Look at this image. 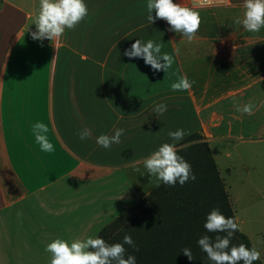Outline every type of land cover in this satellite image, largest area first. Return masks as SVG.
I'll return each mask as SVG.
<instances>
[{"label":"crops","instance_id":"obj_1","mask_svg":"<svg viewBox=\"0 0 264 264\" xmlns=\"http://www.w3.org/2000/svg\"><path fill=\"white\" fill-rule=\"evenodd\" d=\"M147 2L85 0L88 17L65 31L57 52L32 39L39 0H0V264H50L54 239L97 237L156 187L143 160L164 143L178 149L200 135L213 152L264 141V28L235 23L243 0H173L202 17L192 42L165 20L151 24ZM138 39L173 56L167 73L124 55ZM176 72L195 82L189 91L171 90ZM249 102L253 115L236 111ZM157 104L167 106L163 115ZM37 121L48 125L54 152L36 143ZM118 128L120 143L97 144ZM84 129L91 135L81 140ZM178 129L186 135L174 141L168 133Z\"/></svg>","mask_w":264,"mask_h":264},{"label":"clouds","instance_id":"obj_2","mask_svg":"<svg viewBox=\"0 0 264 264\" xmlns=\"http://www.w3.org/2000/svg\"><path fill=\"white\" fill-rule=\"evenodd\" d=\"M242 7L244 9L243 18H237L236 24L242 25L248 32H259L264 28V0H243ZM147 11L149 13L147 19L151 24L159 19L165 20L170 25L169 31L183 34L188 42L195 39L202 24V17L198 11L184 4L174 3L173 0H148ZM88 14L85 0H39V11L33 23L36 31L31 33L32 39L41 42L48 39L58 52L65 31L75 30L88 17ZM162 47V44H157L153 40L144 43L138 39L124 52V55L129 58H142L145 64L150 65L155 72L163 70L167 73L174 63V58L168 53L161 54ZM173 74L177 75L178 79L171 84L172 91H189L195 83L190 81L187 75H180L178 72ZM260 107H264V103H261ZM255 108L256 105L249 102L243 107L237 105L236 111L253 115ZM154 111L158 116L163 115L167 111V106L157 104ZM48 132V125L42 121H37L32 125V135L40 146V150L52 153L55 147L48 138ZM123 133L124 129L118 128L115 129L114 135L102 134L96 142L103 148H110L113 143L121 142L120 138ZM90 135L89 129H84L79 133L81 140ZM168 135L172 140L179 141L186 133L183 129H178L170 131ZM143 166L151 177H155L157 188L161 186L159 182L174 187L177 182L183 186L189 180H196L191 164L178 154L174 143H164L143 160ZM135 170L140 171L139 168ZM17 215L22 216L23 213L18 212ZM204 227L208 232L226 233L224 236L217 235L215 241L207 235L198 240V245L207 254L212 264H241V262L254 264L260 259L261 254L255 246L248 248L243 243L239 246L231 245L233 235L239 226L234 218L226 217L219 209H213L208 214ZM125 245L135 247L131 235L126 234L122 243L113 244L107 243L102 237L77 238L71 242L56 238L47 244L45 250L51 254L50 264H137L134 255H128L125 258ZM181 252L190 261L194 260L190 248L185 247Z\"/></svg>","mask_w":264,"mask_h":264},{"label":"trees","instance_id":"obj_3","mask_svg":"<svg viewBox=\"0 0 264 264\" xmlns=\"http://www.w3.org/2000/svg\"><path fill=\"white\" fill-rule=\"evenodd\" d=\"M200 139V135H193L177 149L191 164L195 181L189 180L183 186L177 182L174 187L161 183L137 205L106 225L97 237L113 244L122 243L126 234L131 235L135 247L125 245V258L134 255L137 264H212L198 240L207 235L215 241L217 235L226 233L205 229L208 214L219 209L226 217L234 218L235 222L236 219L211 149ZM241 243L253 247L238 228L231 245ZM185 247L191 249L194 260L190 261L181 252ZM254 264L262 263L259 259Z\"/></svg>","mask_w":264,"mask_h":264},{"label":"rangeland","instance_id":"obj_4","mask_svg":"<svg viewBox=\"0 0 264 264\" xmlns=\"http://www.w3.org/2000/svg\"><path fill=\"white\" fill-rule=\"evenodd\" d=\"M212 149L239 230L264 264V141L229 142Z\"/></svg>","mask_w":264,"mask_h":264},{"label":"built area","instance_id":"obj_5","mask_svg":"<svg viewBox=\"0 0 264 264\" xmlns=\"http://www.w3.org/2000/svg\"><path fill=\"white\" fill-rule=\"evenodd\" d=\"M228 2L229 0H194V3L200 6L224 5Z\"/></svg>","mask_w":264,"mask_h":264}]
</instances>
